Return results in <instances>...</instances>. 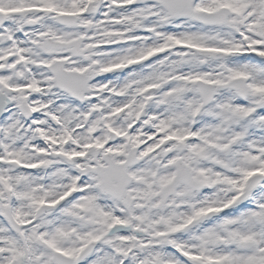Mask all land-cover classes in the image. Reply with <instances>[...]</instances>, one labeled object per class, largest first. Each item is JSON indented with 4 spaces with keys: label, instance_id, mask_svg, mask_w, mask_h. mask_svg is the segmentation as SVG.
<instances>
[{
    "label": "snow or ice",
    "instance_id": "6c2138e0",
    "mask_svg": "<svg viewBox=\"0 0 264 264\" xmlns=\"http://www.w3.org/2000/svg\"><path fill=\"white\" fill-rule=\"evenodd\" d=\"M0 264H264V0H0Z\"/></svg>",
    "mask_w": 264,
    "mask_h": 264
}]
</instances>
